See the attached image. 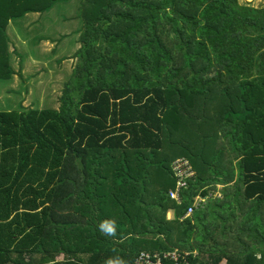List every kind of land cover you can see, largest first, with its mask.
Masks as SVG:
<instances>
[{
    "label": "trees",
    "instance_id": "obj_1",
    "mask_svg": "<svg viewBox=\"0 0 264 264\" xmlns=\"http://www.w3.org/2000/svg\"><path fill=\"white\" fill-rule=\"evenodd\" d=\"M69 1L0 0V82L17 75L10 22ZM78 1L59 107L0 111V264L172 251L178 264H264V7ZM178 157L195 171L181 204L168 197ZM196 196L206 206L183 218Z\"/></svg>",
    "mask_w": 264,
    "mask_h": 264
},
{
    "label": "rangeland",
    "instance_id": "obj_2",
    "mask_svg": "<svg viewBox=\"0 0 264 264\" xmlns=\"http://www.w3.org/2000/svg\"><path fill=\"white\" fill-rule=\"evenodd\" d=\"M240 2L264 7V0ZM79 7L78 0L59 2L50 11L38 13L42 17L30 13L9 27L14 68L23 73L25 67L23 77L28 82H22L20 87L15 79L0 82V111L59 107L65 86L78 64L74 55L80 47L82 28ZM50 43L57 44L55 51ZM32 91L35 97L31 96Z\"/></svg>",
    "mask_w": 264,
    "mask_h": 264
},
{
    "label": "built area",
    "instance_id": "obj_3",
    "mask_svg": "<svg viewBox=\"0 0 264 264\" xmlns=\"http://www.w3.org/2000/svg\"><path fill=\"white\" fill-rule=\"evenodd\" d=\"M172 177L174 179V187L169 190L168 197L174 200L177 204L182 202V194L189 187V183L195 179V171L190 162L185 157H178L174 159L170 167ZM208 197L196 196L192 199L190 205L187 206L183 218L192 216V214L199 208H204L208 202ZM189 256V254H188ZM180 254L177 251H172L162 254H151L148 252H141L136 260V264H164L163 261L169 260L174 264H178Z\"/></svg>",
    "mask_w": 264,
    "mask_h": 264
},
{
    "label": "clouds",
    "instance_id": "obj_4",
    "mask_svg": "<svg viewBox=\"0 0 264 264\" xmlns=\"http://www.w3.org/2000/svg\"><path fill=\"white\" fill-rule=\"evenodd\" d=\"M100 230L103 231L106 235L114 236L116 234L115 221H104L100 225ZM105 264H127V261L122 258H110Z\"/></svg>",
    "mask_w": 264,
    "mask_h": 264
},
{
    "label": "crops",
    "instance_id": "obj_5",
    "mask_svg": "<svg viewBox=\"0 0 264 264\" xmlns=\"http://www.w3.org/2000/svg\"><path fill=\"white\" fill-rule=\"evenodd\" d=\"M34 16H37V17H42L41 15H38V13H32ZM28 15H30V13L28 14ZM27 15V16H28ZM38 19V18H37ZM14 24H15V22L13 21V22H10V24H9V26H8V28H7V34L9 35V31H8V29H9V27H13L14 26ZM47 44V43H46ZM49 45V44H48ZM50 45L54 48L53 50L55 51V47L57 46V44L55 45V43H50ZM10 50L11 51H14L13 50V48H11V46H10ZM26 66H27V64H26ZM26 69H25V67H24V69L22 70L23 71V73H21V71L19 72V73H17L16 72V76H15V84H17V86H19L20 87V85H21V83L23 82V83H26V82H28V80L26 79V81L24 80V77H23V74L24 73H26V71H25ZM13 79V80H14ZM38 84V83H37ZM37 86V85H36ZM36 89V88H35ZM18 90V89H17ZM32 97H35L34 96V91H32V95H31ZM32 107V106H31ZM167 218L169 219V218H171V213H168L167 214Z\"/></svg>",
    "mask_w": 264,
    "mask_h": 264
}]
</instances>
